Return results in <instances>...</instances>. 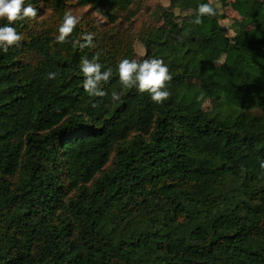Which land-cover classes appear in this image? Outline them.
<instances>
[{
    "label": "trees",
    "instance_id": "1",
    "mask_svg": "<svg viewBox=\"0 0 264 264\" xmlns=\"http://www.w3.org/2000/svg\"><path fill=\"white\" fill-rule=\"evenodd\" d=\"M141 1L25 0L38 17L0 50V264H264V0L243 45L221 25L228 0H165V28L124 15ZM68 10L80 23L57 43ZM89 32L95 47L73 46ZM97 55L102 98L80 71ZM125 58L162 59L169 99L123 88Z\"/></svg>",
    "mask_w": 264,
    "mask_h": 264
},
{
    "label": "clouds",
    "instance_id": "2",
    "mask_svg": "<svg viewBox=\"0 0 264 264\" xmlns=\"http://www.w3.org/2000/svg\"><path fill=\"white\" fill-rule=\"evenodd\" d=\"M194 11L195 18L191 22L196 25L202 24L205 16L214 17L216 15V9L210 2L198 5ZM37 17V9L31 3L26 5L25 0H0V20L6 21L3 26H0V50L7 53L9 48L18 46L24 39L23 34L18 33L12 25L18 21ZM79 23L80 18L77 15H74L71 10L66 11L58 27L56 42L61 44L68 42V38ZM94 37L95 33H85L78 40L72 42L73 46L78 45L81 50L87 47H95ZM98 60V55L91 60L83 57L80 62V71L84 77L82 85L84 92L90 97L102 98L107 95L102 90V86L111 79L113 71L111 68L102 71V65ZM117 72L123 88L135 87L140 93H148L153 103L162 104L171 96L168 83L172 80V75L168 65L162 59H121L117 66ZM56 77V72H50L47 76L49 80ZM120 99L121 96L118 92L113 91L111 93L112 101H119ZM197 99L200 100L203 97ZM259 167L264 170V161L260 162Z\"/></svg>",
    "mask_w": 264,
    "mask_h": 264
},
{
    "label": "rangeland",
    "instance_id": "3",
    "mask_svg": "<svg viewBox=\"0 0 264 264\" xmlns=\"http://www.w3.org/2000/svg\"><path fill=\"white\" fill-rule=\"evenodd\" d=\"M209 1L212 4L215 3V0ZM253 1L255 0H228L225 6L221 8V11L220 5H216L219 12H222L226 16V19L221 21V25L225 29L226 34L229 37H239V41L242 45L250 40L255 34V27L250 25L243 16L245 8ZM166 6L167 2L165 0H144L141 1L135 9L127 11L124 15L129 16L137 27L143 22H147L154 27L165 28L166 17L163 15V8ZM136 11H140L139 14H136ZM81 12H84V10ZM134 51L138 58L144 54L142 45L137 41L134 43ZM203 107L209 109L211 104L206 102Z\"/></svg>",
    "mask_w": 264,
    "mask_h": 264
},
{
    "label": "crops",
    "instance_id": "4",
    "mask_svg": "<svg viewBox=\"0 0 264 264\" xmlns=\"http://www.w3.org/2000/svg\"><path fill=\"white\" fill-rule=\"evenodd\" d=\"M259 1V0H258Z\"/></svg>",
    "mask_w": 264,
    "mask_h": 264
}]
</instances>
